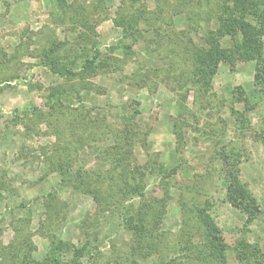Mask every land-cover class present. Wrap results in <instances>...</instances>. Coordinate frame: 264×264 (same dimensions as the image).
I'll use <instances>...</instances> for the list:
<instances>
[{"label":"rangeland","instance_id":"rangeland-1","mask_svg":"<svg viewBox=\"0 0 264 264\" xmlns=\"http://www.w3.org/2000/svg\"><path fill=\"white\" fill-rule=\"evenodd\" d=\"M180 1L0 0V264L21 263L25 241L32 244L30 256L43 259L50 249L43 233L51 231L76 246L98 235L105 254L111 252L112 243L115 252L126 246L131 236L117 212L99 214L92 196L76 190L54 169L59 143L72 141L73 146L74 140L59 142L61 129L64 139L70 138L67 118L56 122L47 104L50 88L71 85L42 64L55 39L78 53L86 46L90 56L96 44L104 55L120 60L117 69L98 67L101 71L86 77L91 90H83L81 97L71 101L72 109L81 108L102 120L107 124L104 131L123 126L125 117L134 119L139 138L133 144L132 166L140 170L151 165L150 159L166 168L181 162L173 177L164 230L178 232L183 225L180 196L197 195L211 202L207 214L218 238L235 247L246 215L226 201L223 163L216 152L222 148L242 149V180L264 208V85L256 84L254 62L239 61L232 69L220 61L206 98L197 97L194 90L178 89L176 79L192 68V46L212 27L202 19L192 25L184 14L177 15ZM164 5L170 20L171 14L175 16L173 26L167 18L161 36L150 28L146 31L145 21L132 29L115 22L122 15L130 19L142 11L150 17ZM194 7L193 17L199 10L206 11ZM84 19L89 28L82 24ZM79 37L86 39L82 43ZM223 45H229L227 38ZM169 71L175 75L169 77ZM177 121L182 123V140L176 136ZM104 131L97 130V137L104 140L96 145L90 141L73 154L76 166L106 170L97 153L102 143H112L113 135ZM146 191L163 194L157 178L148 180ZM49 194L57 196L56 211L45 207ZM59 210L62 222L56 229ZM248 234L264 253L262 218ZM230 258L231 264H243L236 253L231 252ZM99 263L83 258V264Z\"/></svg>","mask_w":264,"mask_h":264},{"label":"trees","instance_id":"trees-1","mask_svg":"<svg viewBox=\"0 0 264 264\" xmlns=\"http://www.w3.org/2000/svg\"><path fill=\"white\" fill-rule=\"evenodd\" d=\"M55 1L61 4L60 1L64 0ZM182 1L180 6L177 4L179 10L177 15L184 14L188 20H192V25H197L202 19V22H208L212 27L207 29L199 43L192 46V68L186 75L181 74V77L176 79L178 89L185 88L188 92L194 90L197 97L206 98L210 94L211 82L220 61L229 63L232 69L239 61L254 62L256 84L263 86L264 0ZM194 1L197 3L194 4ZM198 5L205 7L206 11L199 10L201 13L197 15L196 12L194 17L191 16L193 7ZM145 12L133 15L134 18L130 19L122 15L115 22L132 29L133 24L145 21L146 31L150 28L161 36L163 25H167L168 19L170 20L167 16L168 7H161L158 12L151 13L150 17ZM174 16L171 14L169 21L171 23L168 25L173 26ZM82 24L88 27L85 19ZM226 38L229 41L228 46L223 45ZM85 39L86 37H79L82 43ZM66 45L55 39L51 48L45 50L42 56V64L49 67L52 73L64 77L71 83L65 87H52L49 91L47 102L49 113L56 122L67 118L66 125L70 132V138L64 139L63 129L59 130L57 133L59 142L61 140L69 142L71 137L74 139L73 146L72 141L69 145L67 142L55 145L58 156L52 162L54 169L76 190L91 195L97 204L99 214L106 211L117 212L122 226L131 236L126 246L117 248L118 251L115 252L116 245L112 243L109 250L111 252L105 254L99 248L102 242L98 235L85 239L81 245L76 246L51 231L49 234L43 233L48 235L50 240V249L43 259L31 257L32 244L25 241L19 253L22 261L17 264H83V258L95 263L100 262L99 264H146L147 261L154 259L159 264H231V252L240 255L243 264H264L262 249L258 243L250 241L248 234L259 218L264 221V208L248 184L242 180V149L228 147L216 151L223 163L226 201L246 215L244 228L235 247H230L228 243L218 238L207 214L211 202L208 198L203 201L197 195H190L187 199L180 196L183 225L178 232L164 230L167 202L172 199V181L182 167L181 162L178 161L172 168H166L150 159L151 162L148 163L151 165H143L140 170V167L132 166L135 159L133 144L136 138H139L138 130L134 127L136 125L134 119L125 117L123 126L104 131L107 124L102 120L92 117L91 113L88 115L87 111L81 108L72 109L71 101L81 97L83 90H91L92 85L88 81L84 82L86 77L101 71L98 67L106 71L111 68L117 69L120 60L110 54L104 55L96 44L93 45L95 50L91 56L86 46L78 53L74 52V49L69 50ZM172 74L175 75L174 72H168L169 77L173 76ZM175 126L176 136L182 140L184 135L182 123L179 124L177 121ZM101 128L105 134L106 131L107 133L112 131L113 135L112 143H102L97 153L98 159L107 164L106 170L76 166L78 159H74L73 154L91 143L96 145L100 140H104V137H97V130ZM90 141L92 142L89 143ZM151 178L158 179V185L163 191L161 196L146 191L148 180ZM197 193L200 194L201 191ZM48 196L45 202L46 209L50 212L56 211L54 204L57 202V196L53 194ZM135 198L136 202L133 201ZM57 212L56 229L62 222L60 210Z\"/></svg>","mask_w":264,"mask_h":264}]
</instances>
